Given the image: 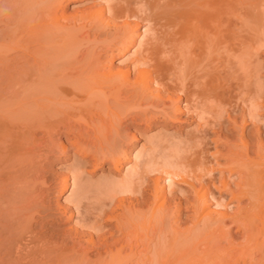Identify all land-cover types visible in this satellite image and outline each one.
I'll return each mask as SVG.
<instances>
[{
	"label": "bare ground",
	"instance_id": "1",
	"mask_svg": "<svg viewBox=\"0 0 264 264\" xmlns=\"http://www.w3.org/2000/svg\"><path fill=\"white\" fill-rule=\"evenodd\" d=\"M67 1L68 0H0V264H264V143L261 144V142L258 143V146L261 147H258L256 151L253 152L255 157H248L249 154L247 153L245 155H243L244 153L241 155L240 153H233L234 155L232 154V157L228 155V169H230V171L232 170L231 173H234V171L236 173L238 172L237 176L239 178H237V183L235 182L236 184H234L235 189L231 187V197L236 199L238 204L242 198L248 200L247 206L244 205V207H241L239 204L240 207L235 209V214L232 215L234 211L231 213V220H233L231 224L235 223V227L239 231L241 230L242 238H240L241 241L237 244H234V241L230 238L232 234L229 235V238L225 236L224 223L225 220L230 217V213H228L226 209L218 210V206H224L225 204L220 205L216 202L217 210L212 211L208 209V199H210L208 197H213L217 188H215L216 183H214V179L211 177L212 174L209 168L212 163V160L209 159L211 156L209 155L210 157H208L205 152V156L209 159L205 160L209 163L206 164L205 160L202 161L198 159L197 164L199 166V171L195 170V167H193L192 161H194V158L190 163L187 160L183 162V160L178 159L181 157L180 154L175 160L173 158L175 155L173 157L171 155L170 158L164 154L161 165L158 163L159 167H150L151 169L149 171V169L147 170L148 167L144 168V165L149 166L148 164L151 162L150 166H153V155L150 153L137 154L133 157L135 160H138L139 164L143 165V171L145 172L142 171V166L136 163L138 165L129 166L126 179L121 183L119 182L125 186L126 189L134 182H138L142 185L148 180L145 178L146 173L148 174L151 172L153 174L152 171H155L165 176L163 181L167 180L168 185L175 181V178L178 182L186 183L188 187L193 189L192 199H186V207L191 211L192 219L190 215L188 217L191 220L190 227H187V225L186 227H180L179 225V222L183 220L179 219V213L185 206L181 201L178 203L175 215H173L176 216L177 214V219H175V221L172 219V222L166 220V223H164V216L166 215L167 218L168 213H170V211L166 213V209L169 206V204H166V196L168 194L165 195L163 187L159 186L158 177L154 176L152 199L155 205H151L148 210L149 216L147 215L150 217V221H153L140 237H135V235L133 237L131 232L134 227L132 228L131 226L130 231L131 229L132 231H128L129 227L127 228V223H129L137 213L138 209L136 207L144 204L145 200H141V202L136 200V207L132 205L125 208L128 210L126 212L124 211L127 215L123 212L118 213L116 210L110 209L111 204L109 207V203L104 201H98L99 203L96 204V207L94 205L95 215L91 212L93 218L92 216L90 218L92 219H89L87 210L80 211L82 207H80V205L83 204L82 200L86 198L85 193H87V191L105 193L108 185H112L111 182L110 184L89 185L88 189L85 187L83 190L82 188L85 186L84 185L80 192L73 195L75 197L73 201L71 200L70 202H74L73 207L77 209V212L79 210L81 217L83 211H85L83 217L87 219V222H85V220L83 223L80 222L82 225L81 228L83 229L80 228L81 230H78L76 228L73 234L71 232H65L66 237L64 236L65 238L60 239V243L71 241L72 243L70 242V246L68 245L69 248L71 247L70 249L59 252L60 247L64 250L66 246L63 248V245L60 246L59 242L57 243L56 240L50 242L44 239L41 234H37L36 230L33 228L34 225L32 222V220H34V213H37L36 215H38V217L44 218H41L42 223L43 221H46V223L52 221L51 223L54 224V219H57V221L60 220L65 212V206L60 207V203L57 205L54 204V206L50 203L49 189L51 188L47 189L43 186L46 182V177L42 175L44 172L40 174L38 168V166H41L39 163L40 160H38L39 153L35 154V150L32 151V155L36 156L38 161L28 158V156L31 155L30 151L33 147L32 145L36 142V138L38 137L36 134L38 131L42 132V143L48 142L47 145H43L40 142L44 148L42 146H40L42 148L38 147L39 151L42 150L43 155L49 156L50 152H55L56 149L54 148L56 145L52 144L54 134H59L63 129H65L67 134L69 133L72 135L73 138L69 137L72 139V142L69 139L71 144L80 146V139H83V137L87 138V136L91 135H87L88 133L84 134L81 130L79 131L81 128H77L80 126L76 127L74 125L71 119L74 115H71L76 112L77 115H80L78 111H84L85 113L86 111H90L92 107H102L104 105L102 101L100 102L98 99L99 102H97L93 99L95 96L103 95L104 89L106 88L111 89V93L115 95L121 94L120 92L123 91L125 94H127V91H133L134 93L132 92V94L136 96V93L140 91V94L143 93V95L145 94L146 96H144L145 98L142 96L143 101L149 97L152 101L151 98L154 97L156 100L153 99V104L156 103L157 105H155L157 107H159L158 104H161L163 107L165 105V107H170V109L175 106L173 101L175 100L176 102V98L177 100L183 98L185 105L192 104L195 108L193 110L198 109L199 106H202L208 100L211 102L215 101V103L217 102L220 107L223 105L230 106L232 100L231 94H229L228 91L231 86L227 87L229 84H224L222 79L225 78V74L223 76L221 75L222 73L220 74L219 67L217 70V65L211 64L214 63L216 59L215 55L211 53L215 49L219 50L217 47L221 46L223 43L224 46H221L222 48L220 49L224 48V51L228 49V52H225L227 55L228 53L232 54L231 52H233V55L236 54L237 51L239 53L240 49L238 50V48L245 44L240 34L244 29L248 31V33L247 31L245 33L250 36L252 34L251 31L254 30L255 32L257 27H259L258 30L262 31L261 33H264V30H262L264 27L261 29L259 26V24L264 21V11L260 12L258 9V12H255L256 9L254 8L255 13L252 12V14H247V11L245 12L246 17L240 18L242 21L241 26L244 25L248 29L243 26L244 28L242 27V31L239 29L241 32H236H240V36L236 34L240 39L238 38L235 44L240 43L241 39L244 44H239L240 46L236 44L239 46L237 48V46L234 47L232 45L234 43H232L230 37H228V39L225 38L227 37L225 34H229L230 32L232 34L230 33L229 36H235V33L233 34L235 30V0H103V3L99 4V6L97 5L98 7L96 8L93 7L86 11H76L72 15L66 16L64 6ZM255 1L256 0H254L253 3L254 7H256ZM260 2H258V4L262 5ZM261 9L264 10V8ZM94 18L97 19L99 22L97 20L96 22L100 24L99 26L97 25V28L95 27L96 32L97 29L100 30L102 28L101 31L103 35L104 33L109 34V32H111L110 29L106 31V28L108 29L111 22L114 24L116 20L119 21L124 18H131L134 20L132 22H127L125 20V25L122 23L126 28L122 30L123 35L118 41H114L112 38L111 40L108 39V41L104 43L105 45H102L104 50H106L105 48L109 49V53L107 54L109 55V62L113 60V50H116L115 56L121 57L126 55L131 48L137 45L135 50L131 53L133 57L130 63L126 62L127 64H124V67L117 66L113 68L112 65H108L104 63L103 60L101 61L93 56L90 51V45L87 46V43L89 44V38L93 33L95 34V30H93L94 32L92 30L91 32L89 30H83L81 33L79 31L87 26V24L84 26L83 22L89 21L90 23V19L94 22ZM253 18L256 20L257 26L254 24L255 22H250L251 25H248L249 21H254ZM68 20L72 23L70 26L64 23ZM76 22L81 26H75ZM141 22H145L144 24L146 26H142L144 29L140 33L137 32L138 34L136 35L134 28L136 29L137 26H140ZM231 26H234V30H232ZM250 26H253L251 27L253 30L250 31L251 34L249 33ZM254 26H256L255 29ZM109 28H111V26ZM116 30L118 31V29ZM87 31L91 33L90 36ZM257 32L258 31L255 33ZM100 33L99 35H102ZM248 35L245 37H250ZM254 35L252 36L254 37ZM252 36L249 40H252ZM58 37H61V43H56V38ZM114 38L116 37L114 36ZM105 40L107 39H104V42ZM226 40L227 43L225 44ZM233 40H235L234 37ZM259 42H262V39H259ZM228 43L230 45H228ZM226 45L228 47L232 45V47L227 48ZM246 46L248 47V42ZM246 46H244V48ZM247 47L246 49H248ZM225 48L227 49L225 50ZM240 48L242 51V47ZM215 51L214 53L216 54L217 52ZM244 52H242L241 55H243ZM80 53L81 55L83 54V56L77 59ZM234 56L238 58L237 55ZM253 56L255 57L256 55ZM131 71H134V77H131ZM242 88L243 86L241 89ZM251 89L252 88L248 87L247 90L245 89L246 92L242 90L245 93L242 92L243 95L242 97L240 96V101L244 103L242 104L239 102L236 108L239 107V104H247V110L251 113L256 112V110L260 111V109L264 107V95H262V93L260 94L261 90L256 89V91ZM252 91L255 92L253 93ZM173 92L179 94L174 99L171 95L169 97V93L173 94ZM231 92L232 90L230 93ZM138 94L139 93H137V95ZM163 94H168L166 99H168L169 103L167 105ZM239 95H241V93ZM246 95H248V97ZM245 96L247 98H245ZM132 97L134 98V96ZM155 105L153 106L156 107ZM206 106H208V104ZM229 106H226V110L224 109L226 112L227 107L228 110L231 107L236 109L234 104L231 105V107ZM177 108L180 111L179 107ZM164 109H161V111ZM105 110L104 112L106 115L111 116L110 120L114 121L113 123L119 120L118 122L116 121V127L121 125V122H123L121 116L124 115L123 113H125V111L119 109V114L116 109L110 110L106 107ZM161 111L158 113L160 115L162 113V116L164 114H169L166 110L163 112ZM235 111H237V109ZM200 112L199 114L204 113L203 110ZM228 112H230V110ZM84 113L81 114L84 115ZM250 115V117H253L255 113L254 115L253 113ZM170 116L172 118V115ZM142 117H144L143 114ZM242 119L244 122V118ZM98 120V123L101 122L100 126L105 124L104 119L101 117H99ZM240 127L241 130H243L242 127L244 126L240 124ZM38 140L40 141V138ZM39 141L37 144H34V147L35 145H39ZM99 141L102 140L100 139ZM244 141L243 139L242 142ZM30 143L32 147L28 146ZM245 143L247 145V141ZM26 144L28 147H25ZM200 144H202V142ZM59 146L63 151L68 148H66L65 144H59ZM26 148H29V150ZM78 149H80L83 154L84 152L88 153L86 148V151L82 147ZM80 150L76 151L80 152ZM121 152L124 156L126 155L124 150ZM121 152L115 155L113 153H108L109 155L106 154V157L108 156L110 158L112 161L111 163H113L115 167L122 164ZM196 152L198 151L196 150ZM172 153L174 152H171V154ZM200 153L201 152H199V155L202 154ZM119 155L121 156L119 157ZM94 160L93 164L97 162L96 158ZM195 161L197 160L195 159ZM187 166H190L191 169L189 167L188 169ZM78 172H72L71 184L73 185L80 181L78 180L80 172ZM221 177L225 179V176ZM62 179H64L60 183L62 190H67V178ZM219 179L222 182L224 181L223 187H230L225 183L226 179L222 180L223 178H219L218 176V182H221ZM48 180L47 182H49ZM195 180H198L196 181L198 185L200 184L198 187L194 185L193 181ZM217 185L218 184H216V186ZM221 187L218 189H221ZM129 190L130 188L127 193L130 192ZM32 193H35L34 197L37 199V201L33 202L36 208L35 212L32 210L30 211L31 206H26L24 202L25 199H27L31 204L28 198ZM138 193L144 195V189L139 188ZM105 195H107V193ZM215 195L214 198L218 201V194L216 197ZM87 199H89V197ZM22 202H24L25 206H21L22 204L18 205ZM226 206H224V208ZM184 210L186 211V209ZM27 211H29L30 214H27ZM31 212L34 213L32 214ZM68 216H71V214ZM128 216L131 217V219H128ZM45 217L47 218L46 220ZM36 218L37 217H35V220L40 219ZM35 220L34 222H36ZM111 221L114 222L112 228L109 229V231L102 232L105 226ZM38 223L36 226L37 228H39ZM184 224L182 223L181 226ZM39 230L40 228L38 232L41 233ZM85 235H87L88 238H83V241L85 240L87 244L84 241L86 245H83L81 237ZM94 235L98 236V240L97 236L95 240ZM223 241H225L227 245H222ZM56 245L60 246L58 247L59 254L57 253V255H55L58 249ZM76 245L78 248L73 252ZM231 246H233L234 249ZM228 247H231L229 249L233 250H228ZM78 249L81 251V256ZM253 249L255 252H253ZM91 250H95L96 256L94 261L91 260L92 262L88 257V253L89 251L91 252ZM70 251L73 252L70 256H73L75 253L79 254L76 260L72 259V261L69 259L70 257L67 254L68 252L71 253ZM253 253H256L258 257L256 256V258H254L255 256ZM74 256L76 257V255Z\"/></svg>",
	"mask_w": 264,
	"mask_h": 264
},
{
	"label": "rangeland",
	"instance_id": "2",
	"mask_svg": "<svg viewBox=\"0 0 264 264\" xmlns=\"http://www.w3.org/2000/svg\"><path fill=\"white\" fill-rule=\"evenodd\" d=\"M258 2H260V4H262V5H259ZM101 3H103V0H68L65 3L66 7L64 6L65 15L68 16V15H72L76 11H84V10L86 11L87 9L89 10L90 8H93V7L96 8ZM253 3H254V0H235V19H234L235 20V23H234L235 27L233 26L235 30L231 26L232 30H234L233 34L235 33V36H233V35L229 36V34L231 32L229 34L228 33H226V34L224 33L225 36H227L225 38L228 39V37H230L232 39V43H234V44L231 43V40H230V43L234 47L237 46V48H238L240 45L245 43L244 45L240 46V47H242V51H241L240 47L238 48V50L240 49L239 53H238L237 50H235L237 52L234 55H237L238 58H236V56L233 55V52H231L232 54L228 53V55L225 53V52H228L227 48L232 47V45L230 47H228L226 45L227 46V48H225V50L227 49L226 51H224V48L220 49V48H222L221 46H224V43L221 44V46L217 47L219 50H217V49H215L216 51L214 50L218 54L217 53L215 54L214 51L211 53V54L215 55V58H216L215 62L211 63V64H213L215 66L217 65L216 66L217 70H218V67H219L220 74L222 73L221 74L222 76L225 74L224 75L225 76V78H224L225 80L222 79V77H221V79L224 81V84H226V83H227L226 85L229 84L227 87L231 86L229 88L230 90L228 91L229 94H231V100H232V102L230 104L231 105L234 104L235 108L238 106L239 102L242 103V101H240L241 97L243 95L242 92H244L242 90H245V89L247 90L248 87L252 88L251 90H256V89L261 90L260 94L262 93V95H264V33H261L262 31L258 30L259 27L256 28V26H257L256 25V20L253 18L254 21H249L248 25H251L250 22H252V23L255 22L254 24L256 26H254V29L256 28L257 29L256 31H258V32L260 31V32L259 33L258 32L255 33L256 31L254 32V30L251 28L253 26H250L249 27L250 28L249 33L251 34V32H252L251 36L254 35V34L255 35H254V37L252 36V40H249V38H251V36L245 33L247 30L245 31V29H244V31H242L244 27L246 29H248V28L246 26H244V25H243L244 27L241 26L242 21L240 20V18L241 19L244 18L245 12L248 11L247 14H249V13L252 14V12L255 11L254 8L256 9L255 12H258V9H259L260 12L264 11V10L261 9V8H264V0H256L255 1V3H256L255 6L256 7H254ZM240 14H242V15H240ZM87 20H89V19H87ZM90 20H91L92 23L91 22L89 23V21H86V20H85L86 22L82 21L84 23V26H85V24H87V26H86V28L83 27L84 29L82 28V30L79 31L80 33H81V31L83 32V30H89L91 32V30L92 31L95 30V27L97 28V25L98 26L100 25L98 23L99 21L97 19L94 18V22L92 21V19H90ZM96 20L98 22H96ZM123 20L122 19L119 20V21L116 20L117 22L115 21L114 24L111 22V24H112V25L110 24L111 28H109L110 26L108 27V29L106 28V31L109 30V29L111 31V32H109V34L107 33L108 35L105 34V33L103 35L102 34L103 32L101 31L102 28L100 29L99 27L98 28L100 30L97 29V32L95 30V34L93 33L94 35L92 34V36H90L91 33L89 31H87V32H89V36H90V38H89L90 41H89V44L87 43V46L90 45V49H91L90 51L93 54V56L98 58L101 61L103 60V62L108 64V65H112L113 68H116L117 66H123L124 67L125 66L124 64L130 63L132 61V57H133V55L131 53L135 50V48L137 46V45H135L133 48H131V50L126 55L121 56V57L115 56L116 50H113V52H112L113 60H112V62H109V55H107L109 53V49L105 48L106 50H104L102 45H105L104 43H106L108 41V39L111 40L113 38L114 41H118L119 38H121L122 35H123V31L122 30L124 28H126V27H124L125 20L127 22L134 21L131 18H124ZM246 20H249V19H246ZM68 21L67 22L65 21L64 23H66L67 26H70L72 23L70 21L69 22ZM144 23L145 22H141L140 26H137L136 29L134 28V31H135L136 35L138 33L142 32V30L144 29L143 27L146 26ZM238 24H239V26H238ZM78 25H79L78 22H76L75 26H78ZM79 26H81V25H79ZM240 26H241V28H240ZM259 26L262 29V27H264V21H262L259 24ZM115 28L118 29V31ZM239 29L242 31V33H240L241 31ZM251 30H253V31H251ZM262 30H264V29H262ZM237 31H240L239 33L242 35L241 37H243L242 39L244 40V43H243L242 39H241L242 43H241V40H240V43H236L238 45L240 44L239 46L235 44V42H237V39L239 38L236 35V34L239 35V33H236ZM98 32L99 33L101 32L100 34H102V35H99ZM247 33H248V31H247ZM136 35H135V37H136ZM247 35L250 36V37H245ZM114 36L116 38H114ZM233 37H234L235 40H233ZM104 39H107V40H105V42H104ZM245 39H246V42H245ZM259 39L260 40L262 39V42H259ZM57 42H59V43L62 42L61 37L56 38V43ZM90 42H93V43H90ZM247 42H248V47L246 46ZM226 43H227V40H226L225 44ZM258 43H259V45H258ZM228 45H230V44L228 43ZM244 46H246L248 49H246V47L244 48ZM243 48L246 49V50H244ZM252 51H254V52H252ZM84 52H86V51H84ZM242 52H244L243 55H241ZM213 55H211V56H213ZM253 55H256V56L254 57ZM82 56H83V54L82 55H81V53L78 54V58L77 59L82 58ZM223 60H224V62H223ZM228 60L229 61L231 60L232 62L231 61L229 62ZM226 62H228V63H226ZM240 64H242V65H240ZM133 74H134V71H131V77L132 76L134 77ZM239 85L241 87L243 86L244 89L243 88L241 89V87ZM231 90H232V92L230 93ZM246 90H245V92H246ZM130 91H132V90H130ZM239 91H240L241 95H239L240 94ZM132 92L127 91L126 92L127 94H125L124 91H123V92H120L121 94L115 95L114 93H111V89L106 88V89H104V94L103 95L95 96L94 99H93L94 101L96 100L97 102H99L98 101V99H99L100 102L102 101V103L104 105L106 103L105 106L103 105L102 107H98V106L97 107H92V109L90 111H86L87 113L86 112L84 113V111H82V112L78 111V113L81 116L77 115L76 111H75L76 112L75 114L73 113L71 115V116L74 115V117H71L72 122L74 123V125L76 127L80 126V127H77V128H81V129H79V131L81 130L84 134L88 133L87 135H91V136H87V138H84V137H83V139L81 138L80 141H79L80 142V146H75V144L72 145L71 144L72 139H70L72 137V135L69 134V133L67 134L65 129H63V130H61V132H59V134H57V133L54 134V137H53L54 139H53L52 144L56 145L55 148L53 147L54 149H56L55 152L54 153L50 152L49 156L48 155H43L42 154V150L39 151L38 147L42 146L44 148L43 145H47L48 142L47 143L46 142L42 143V140H41V137H42L41 133L42 132L38 131L36 133L38 135V137L36 135L37 138H36V142L35 143L37 144L38 141H39L38 139L40 138L39 145L38 146L35 145L36 148L34 147L35 143L32 145L33 147L31 146V143H30V145H28V146L32 147V149L30 151L31 155H29L28 158H31V160L33 159L34 161L40 160L39 163L41 164V166H38V168L40 170V174H42L44 172L42 175H44L46 177V182H45V184H43V186H44V188H47V189L51 188V189H49V191H50V193H49L50 203L52 205H54V204L57 205L58 203H60L59 204L60 207H64L65 206L64 215L61 217V219L59 218L60 220L57 221V219H54L55 220V221H53L54 224L51 223L52 221H50L49 223H46V221H43V223L44 222L46 223V224L45 223L43 224L41 222V220L44 219V218L40 217V216L38 217V215H36L37 213H34L36 208L34 207V203L33 202L37 201V199H35V197H34L35 193H32L30 195L31 197L29 196V198H28V200L30 199L29 201H31V204H30V202L27 201V199H25V201H24L25 205L29 206V207L31 206L30 211L31 210L34 211L33 212L34 213V215H33L34 216V220H35V217L40 218V219L36 218L37 219V220H35L36 222H34V220H32L33 225H34L33 228L36 230L37 234L38 235L41 234L42 237H44V239H47L50 242L56 240L57 243L59 242L60 246L63 245V248L66 246V249L62 250L60 246H57L58 244L56 245L57 248L60 247V251L59 252H61V251L63 252L65 250H68V249L71 248V247L69 248L71 241L69 242L68 240H70V239L66 238V239H68L67 243H66V241L63 242V243H60V239L66 237L65 236L66 235L65 232H67V233L71 232L73 234L75 232L74 230H76V228L78 230L83 229V228H81V226H82L81 223H83L84 220H85V222H87L86 221L87 219H84V217H83L84 212L86 210L88 212L87 214H89V216H88L89 219H92L93 216L91 215V212H93L92 214L95 215V209L94 208L97 206L96 204H98L101 201H104L106 203H109L108 204L109 207H110V204H111L110 209H114L118 213H122L123 212L125 215H127L125 212L128 211V210L125 209V208H127L128 206H132V205L135 206V204L137 203L136 200H139L140 202H141V200H143V201L145 200L144 204L140 205L139 207L135 206L138 209L137 213L135 214L136 216L134 215L132 220L129 221V223H127V228L129 227L128 231H130V227L131 226H132V228L134 227L133 231H132V229H131L132 232L130 231L132 233L133 237H134V235H135V237L136 236L140 237L141 235L144 234V231H146V229L149 227L150 223H152V221H153L152 219H151L152 221H150V217H148L149 216L148 215V210L151 207V205L154 203L153 199H152V197H153L152 190L154 188V180H155V179H153L154 176L158 177L159 186L163 187V189L165 191V195L168 194L167 195L168 197L166 196V198H167V203L166 204H169V206L166 205L168 207L166 209L167 212H166V210H165V212L168 213V211H170V213H168V215H167V218L169 217L168 219L166 218V215L164 216V218H163L164 219V223H166V220H169L170 222H172L173 220L175 221V219H177L178 215L177 214H176V216H173V215H175L176 209L178 208V203L181 201V203L185 204V206L183 204L182 205L184 206V209H186V211L184 209H182L181 212L183 210L184 211L182 213L181 212L179 213V216L181 217V218L179 217V219L180 220L183 219V220H181L182 222L180 220H179L180 222L178 221L179 225H180V227H186V225H187V227H190L191 226V223H190L191 220L188 217L190 215V218H191V211H189V208L186 207V199L187 198L188 199H192V196H193L192 195L193 194L192 190L193 189L188 187L186 183L178 182V180L176 181V178H175V181H173L174 183L172 182L171 184H169L170 185L169 186L167 184L168 183L167 180L163 181V179L165 177L163 174L160 175L159 172L152 171L153 174L151 172L148 173V174L146 173V175L143 173L145 175V178L148 179V180H146V182L143 183L142 185H140L138 182H134L133 184H131L132 187L131 186L129 187L130 188L129 191L131 193L130 192L127 193L129 188L126 189L125 186L120 184L121 182H123V180L126 179V175H127V172H128L127 170L129 168V166L131 167V166L135 165L136 163L139 164L138 160H135L134 157L137 154H149L150 153V154L153 155V161H154L153 163L154 164H153V166H150V163H151L150 162L148 164L149 166H147V165L145 166L144 165V168L148 167L147 170L149 169V171L151 169L150 167L157 168V167H159V164L161 165V160H163L164 154L167 155V157L169 156L170 158H171V155H172V157L175 155L173 157L174 160H175V158H177V157H179L181 155V157H179L178 159L183 160V162H185V160H187L189 163L194 158V161H192V164L194 165L193 167H195V170H197V171H199L198 170L199 166L197 164L198 159H201L202 161L205 160V159L206 160H209V159L212 160V163L210 162L211 164H210V167H209L210 170H211V174H212L211 177H213L214 183L218 184L217 186L215 184V188L218 189V188H220L222 186L221 187L222 190L221 189H218V191H217V189L215 190V194L216 195L218 194L217 195L218 201L216 200V198H214L215 194L213 195V197L212 196L208 197V198H210V199H208L209 200L208 201L209 202L208 209L209 210L211 209L212 211L217 210V203H219L220 205L225 204L224 206L227 205L225 208H224V206H218V210L226 209L227 212L230 213V217H228L226 219L227 221L225 220V223H224L225 236H226V238H229V235L232 234V236L230 238H232V240L234 241L233 243L234 244L239 243L241 241L240 238H242L241 237V230L239 231L235 227V225H234L235 223L231 224V223H233V220H231V219H232V215L235 214V209H238V207H240L239 204L241 205V207H244V205L247 206L248 200L246 198H242L240 200L239 204H238V201L231 197V190L235 189L234 188V186H235L234 184L237 183L236 181L239 178L237 176L238 172L236 173L234 171V173H231L232 170L230 171V169H228V165H227L228 164L227 162H229L228 161V158H229L228 155L229 156L231 155V157H232L233 153H240V155L242 153H244L243 155H245L247 153V154H249L248 157H255V154L253 152H255L256 149L259 147L258 143L259 142H261V144L264 143V109H262L264 107L261 108L262 111L260 109V111L256 110V112H251L250 113V111L247 110V108H248L247 104H244L245 106L239 104V107L236 108L237 111H235L236 109L231 107V105L230 106L229 105H223V106H221L222 107V109H221V107L218 106L217 102L215 103V101L211 102L210 100H208L202 106L198 107V109H199V111H198V109L193 110L195 108L192 106V104L185 105V102H184L183 98H180L179 100H177L176 97L179 94L177 92H173V94L169 93V97L171 95V97L173 99L176 98V102H175V100L173 101L174 102L173 104L176 107L174 106L173 107L174 109L171 107L173 109L172 110V109H170V107H167V106L165 107V105H164V107L161 106V104L160 105L158 104V106L160 108L157 107L156 103L153 104L154 100H156L154 97L151 98L153 102L149 99L150 97L148 99L146 98V100L143 101L142 100L143 99L142 96L144 97L145 94L144 95H143V93L140 94V91H139L137 93H139L140 95L139 94L137 95V93H136V96H135V94L133 95ZM248 92H250V91H248ZM105 94L107 95V97H106ZM250 94H252V93H250ZM166 95L163 94V96L165 97V98L164 97L163 98L165 99V102H166V105H167L169 103V101H168V99H166L168 97V94H166ZM132 96H134V98ZM246 96L248 97V95H246ZM246 96H245V98H247ZM243 98H242V100L244 101ZM206 103L208 104V106H206L207 105ZM153 105H155L156 107H154ZM130 106H132V107H130ZM226 106L231 107V108H229L230 112H228L229 111L228 107H227V112L225 111L226 110ZM106 107H108L110 110L111 109L112 110L116 109L118 112L120 110L125 111V113H123L124 115H122V116L120 115L122 117L121 120L123 121V122L120 121L121 125L118 124L119 126L116 127V121L118 122L119 120H116L115 123H113L114 121L110 120L111 116L106 115V113L104 112V111H106L105 110ZM122 107H124V108H122ZM177 107H179L180 111L178 110ZM139 108H141V109H139ZM98 109H99V111H98ZM161 109L166 110L169 114H166V115L164 114L162 116L161 112H163L164 110L161 111ZM205 109L208 110V111H206ZM201 110H203L205 114L204 113L199 114V113H201L200 112ZM159 111H161L160 112L161 115L158 113ZM219 112H220V114H219ZM81 113H84V115L81 114ZM207 113H209V114H207ZM249 113L250 114L253 113V115L255 113V116L256 115L257 116L256 117L253 116L255 118L254 119L253 117H250L251 115ZM119 114H120V112H119ZM142 114L147 119L142 117ZM170 115H172V118H171ZM199 116H201V117H199ZM77 117H79V118H77ZM99 117L104 119V123L106 125L103 124V125H101L102 127L100 126L101 122L100 123L97 122ZM242 118H244V120L246 122L245 121L243 122ZM78 120L79 121L81 120V121L79 122ZM82 120H83V122H82ZM94 120H95V122H94ZM235 120H236V123H235ZM88 121H89V123H88ZM111 122H112V124H111ZM243 123H245V124H243ZM240 124L244 126V127H242L243 130H241ZM217 125L220 126V127H218ZM95 130H96V133H95ZM63 131H65L66 133L63 132ZM106 131H107V133H106ZM102 133H105V134H102ZM201 133H202V135H201ZM103 135H105V136H103ZM200 137H201V139H200ZM205 138H206V140H205ZM69 139L71 140V142H70ZM100 139L102 141H99ZM243 139L245 140L244 142H242ZM202 140H204V141H202ZM246 141H247V145L245 143ZM40 142L43 145L40 144ZM101 142H104V143H101ZM201 142H202V144H200ZM244 143H245V147H244ZM59 144H65L66 148L67 147L68 148L63 151L61 149V147H60L61 145L59 146ZM204 144H206V145H204ZM55 145H52V146H55ZM28 146H27V144L25 145V147H28ZM42 147H40V148H42ZM80 147H82L84 150L86 148L88 153L84 152V154H83V152L80 149H78ZM29 148H26V149L29 150ZM37 148H38V150L36 151ZM240 149L242 150V152H241ZM247 149H249V150H247ZM76 150H80V152L76 151ZM122 150L125 151V153H126L125 156L121 152ZM196 150L198 152H196ZM32 151H34L35 154L39 153V156L37 154L38 160H37L36 156L32 155ZM235 151H237V152H235ZM119 152L122 153L121 154L122 156L119 155V157L121 156L122 164L120 166L115 167L113 165V163H111L112 161L110 160V158L108 156L106 157V154L109 155L108 153H113L115 155L116 153H119ZM171 152H174L175 154L174 153L171 154ZM199 152H201L202 154L200 153L201 155H199ZM204 152L206 153V155L208 157H210V156L211 157L208 159V157L205 156ZM40 153H41V155H40ZM168 154H170V155H168ZM42 155H43V157H42ZM39 158H41V159H39ZM95 158L97 159V162L95 163L96 165L93 164L94 161H95L94 160ZM195 159L197 161H195ZM27 160H30V159H27ZM199 162H200V160H199ZM205 163L207 164L209 162L206 161ZM138 164H136V165H138ZM186 164H187V162H186ZM140 165L141 164H139V166ZM226 165H227V168H226ZM141 166H142V171H143L144 170L143 165H141ZM188 167L190 168V166H187V168ZM217 167H219V168H217ZM192 169H194V168H192ZM76 171L80 172V173L78 172L79 175H80L78 180H80V181H78L79 183L73 185V184H71L72 183V172H76ZM143 172H145V171H143ZM219 174H221V175H219ZM218 176H219V178H223L222 180L226 179L225 183H227V185H229L230 187L229 188L227 186L223 187L224 181L222 182L219 179L222 183L218 182ZM221 176H225V179H224V177H221ZM62 178H67V182H68V189L67 190H62V186L60 184L64 180ZM47 180L49 182H47ZM196 181H198V180H195L193 182H194V185H197L196 187H198L200 184L198 185V182H196ZM110 182H111L112 185L111 186L108 185L109 189L107 188V191L105 193H103V192H100V193L98 192L97 193V192H90V191H87V193H85V197L86 198H84L85 200L84 199L82 200L83 204L80 205V207L81 206L82 207L81 208L79 207L80 211L85 210V211H83V213L81 212L82 213V217H83L82 218L81 215H80L79 210L77 212V209H75V207H73L74 206V202H70L71 200L73 201V198L75 197L73 195H76L82 189L84 190L85 187L88 189L89 185L108 184V183L110 184ZM46 185H48V186H46ZM231 187H232V189H231ZM132 188H133V190H132ZM139 188L140 189H144V195H140L138 193V189ZM225 188H227V189H225ZM108 190H110V191H108ZM226 190H227V192H226ZM132 191H134V192H132ZM106 193H107V195H105ZM223 193H225V194H223ZM9 195H10V193H9ZM216 195H215V197H216ZM221 195H223V196H221ZM88 197H89V199H87ZM211 198H213V199H211ZM26 201H27V203H26ZM24 202H22V203H20L18 205L22 204L21 206H25ZM159 202H160V200H159ZM236 203L238 204V206H237ZM156 204L158 205L157 202H156ZM94 205H95V207H94ZM153 205H155V204H153ZM187 206H188V202H187ZM122 209H123V211H122ZM233 211H234V213H232ZM24 213H25V211H24ZM26 213L30 214L29 211H27ZM231 213H232V215H231ZM70 214H71V216H68ZM91 216H92V218H90ZM85 218H87V217H85ZM46 219L47 218L45 217V220ZM128 219H131V217L128 216ZM137 219H138V221H137ZM48 220H49V218H48ZM145 220H146V222H145ZM40 222H41V224H40ZM37 223H38V226L40 228L39 231H41V233L38 232L39 228L36 227ZM113 223H114L113 221L108 223L105 226L104 230H102V232L109 231V229L112 228ZM130 223H133V224H130ZM180 223L181 224L185 223L184 224L185 226L184 225L181 226ZM136 229H138V230H136ZM64 230H66V231H64ZM134 231H135V234H134ZM41 235H40V237H41ZM96 236L94 235L95 240H96ZM83 238L84 239L88 238V236L87 235H85L84 237L82 236L81 237L82 241H83ZM81 239H80V241H81ZM97 240H98V236H97ZM84 241L82 242L83 245L85 243L87 244V242L85 241V243H84ZM224 242L225 241L222 242V245H227V243L226 242L224 243ZM76 246H75V250H73V252L77 250L78 246L77 247ZM231 247L234 249L233 246H231ZM231 247H228L227 249L228 250H233V249H229ZM79 249H80V246H79ZM79 249H78V252L80 254L81 251H79ZM58 250H59V248L55 252L56 253L55 255H57ZM73 252H71V253L68 252V254H67L70 257L69 258L70 260H72V259L76 260V258L79 256L78 253L77 254L75 253V254H73V256H70ZM253 252H255L254 249H253ZM88 254H89L88 257L90 258V261L91 260L94 261L95 257H96L95 256V250H91V252L89 251ZM253 254L255 256L254 258H256V256L258 257V255L256 253H253ZM74 255H76V257ZM81 255L82 254H80V256Z\"/></svg>",
	"mask_w": 264,
	"mask_h": 264
}]
</instances>
